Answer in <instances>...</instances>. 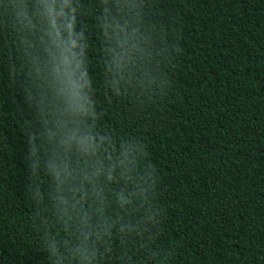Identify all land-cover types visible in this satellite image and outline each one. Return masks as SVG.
Returning <instances> with one entry per match:
<instances>
[{"label": "trees", "instance_id": "16d2710c", "mask_svg": "<svg viewBox=\"0 0 264 264\" xmlns=\"http://www.w3.org/2000/svg\"><path fill=\"white\" fill-rule=\"evenodd\" d=\"M0 264H264V0H0Z\"/></svg>", "mask_w": 264, "mask_h": 264}]
</instances>
